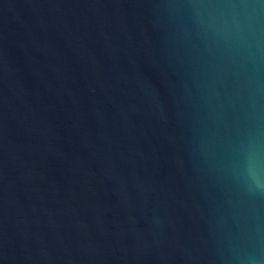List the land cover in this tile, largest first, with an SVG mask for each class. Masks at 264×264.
<instances>
[{
    "label": "water",
    "instance_id": "1",
    "mask_svg": "<svg viewBox=\"0 0 264 264\" xmlns=\"http://www.w3.org/2000/svg\"><path fill=\"white\" fill-rule=\"evenodd\" d=\"M264 0H0V264H264Z\"/></svg>",
    "mask_w": 264,
    "mask_h": 264
},
{
    "label": "clouds",
    "instance_id": "2",
    "mask_svg": "<svg viewBox=\"0 0 264 264\" xmlns=\"http://www.w3.org/2000/svg\"><path fill=\"white\" fill-rule=\"evenodd\" d=\"M246 179L249 182L250 190L264 192V176L261 175L257 162L253 158H249L246 168Z\"/></svg>",
    "mask_w": 264,
    "mask_h": 264
}]
</instances>
